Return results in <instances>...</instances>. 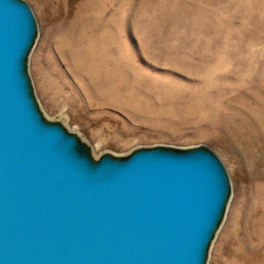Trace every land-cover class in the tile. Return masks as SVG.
<instances>
[{
    "label": "rangeland",
    "instance_id": "rangeland-1",
    "mask_svg": "<svg viewBox=\"0 0 264 264\" xmlns=\"http://www.w3.org/2000/svg\"><path fill=\"white\" fill-rule=\"evenodd\" d=\"M21 1L41 119L91 163L216 156L229 195L204 264H264V0Z\"/></svg>",
    "mask_w": 264,
    "mask_h": 264
},
{
    "label": "water",
    "instance_id": "water-1",
    "mask_svg": "<svg viewBox=\"0 0 264 264\" xmlns=\"http://www.w3.org/2000/svg\"><path fill=\"white\" fill-rule=\"evenodd\" d=\"M35 21L0 0V264H204L229 195L209 153L91 163L44 122L23 62Z\"/></svg>",
    "mask_w": 264,
    "mask_h": 264
},
{
    "label": "bare ground",
    "instance_id": "bare-ground-1",
    "mask_svg": "<svg viewBox=\"0 0 264 264\" xmlns=\"http://www.w3.org/2000/svg\"><path fill=\"white\" fill-rule=\"evenodd\" d=\"M69 40V39H68ZM64 41H67L66 39Z\"/></svg>",
    "mask_w": 264,
    "mask_h": 264
}]
</instances>
